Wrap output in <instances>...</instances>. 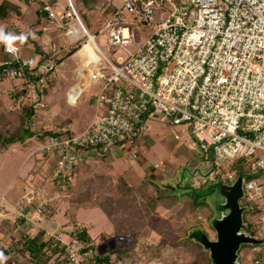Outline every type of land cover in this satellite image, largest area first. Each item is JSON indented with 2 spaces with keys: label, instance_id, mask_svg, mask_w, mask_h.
<instances>
[{
  "label": "built area",
  "instance_id": "2783aa9c",
  "mask_svg": "<svg viewBox=\"0 0 264 264\" xmlns=\"http://www.w3.org/2000/svg\"><path fill=\"white\" fill-rule=\"evenodd\" d=\"M67 1L70 10H58L54 0L43 1L42 9L59 36L79 31L68 27L70 20L77 19L80 32L86 36L81 49L90 45L89 51L79 54L89 72V82L83 83L85 71L79 67L78 82L67 92L68 103L76 105L88 85L102 80L104 85L84 130L71 135L58 128L51 130L39 148L40 152L55 156L52 177L59 188L66 190L74 183L78 165L92 148L109 150L120 145L133 161L138 154L129 150L126 142L135 139L137 143L147 130L148 121L188 123L195 149L212 164L208 172L198 169L200 174L195 177L199 181L218 183L223 174V183H234L238 175L233 168L240 160L245 161L241 169L244 174L260 173L256 179L245 180L240 203L263 210L258 218L257 237L263 238L264 0L102 1L95 5L99 14L105 16L100 31L106 33L107 42L114 49L127 55L117 62L85 27L73 1ZM138 23L151 30L146 41L133 49L134 26ZM13 46L16 51L9 53L3 44L6 57L0 65V81L19 82L11 89L13 95L19 90L28 96L34 94L30 106L36 112L43 110L47 104L41 98L49 89V82L59 79L65 67V61L57 57L58 43L42 45V55L55 56L44 61L40 56L24 57L21 44L14 42ZM38 191V187L33 188L24 197L19 217L24 216V205H34ZM35 212L39 221L45 220L44 203ZM1 217L0 214V220ZM45 237L53 247L63 249L72 264H89L95 256L88 243L72 236L67 240L65 232L47 229ZM142 246L138 245L137 252L146 256L149 253ZM252 263L264 264L260 260Z\"/></svg>",
  "mask_w": 264,
  "mask_h": 264
},
{
  "label": "rangeland",
  "instance_id": "374dc122",
  "mask_svg": "<svg viewBox=\"0 0 264 264\" xmlns=\"http://www.w3.org/2000/svg\"><path fill=\"white\" fill-rule=\"evenodd\" d=\"M34 1L37 2V0ZM38 1L43 4V1L46 0ZM54 1L57 2V8L60 11L71 9L67 0ZM72 1L83 24L95 35L97 43L105 53L115 62H117L119 57L126 59L127 55L125 52L121 49H114L107 42L106 33L100 31L102 25L98 24V21L101 14H99L100 12L95 8V5L106 0ZM46 23V26L51 25L48 21ZM69 23L68 27L70 29L79 31L68 36L66 33L60 36L57 34V37L54 35V39H52L58 43L59 53L57 57L61 61H66L67 66L65 68L62 67L61 77L42 96L41 99L47 104L45 111H41L42 116L29 119L33 131H37L36 129L41 127L42 123L45 126L47 125L48 129L52 127V131L62 128L68 123L77 128V130H83L80 128L89 124L94 115L96 96L104 85L103 80L85 87L76 105L68 104L66 94L70 88L77 84V75L80 68L85 71L83 72L85 74L83 83L89 82V72L82 66L84 63L80 55L75 57V54L86 43V36L80 32L82 28L77 19L70 20ZM5 26L9 27V24ZM51 26L54 27V25ZM150 30L142 23L134 26L133 49H136L146 41ZM52 31L53 33L58 32L56 28ZM10 33L17 35L14 29H11ZM23 34L27 35L26 33ZM15 43L21 44L19 41H15ZM72 49H76L75 52L71 53ZM26 53L27 51H25ZM3 60L4 55L0 51V64H2ZM111 72L110 70L107 75H110ZM73 76H76L74 85ZM32 99H35L34 94H32ZM30 112L31 109L27 105H24V108L23 105L18 108H5L0 102V131L3 132L8 129L10 132L22 135L28 123L27 116ZM147 126V130L140 136V141L142 142L140 147L132 148L127 145L129 150L136 151L138 154V158L133 161L127 158L129 157L128 155L126 157L123 146L120 145L114 146L109 150H104L101 147L92 148L89 152L90 156L84 159L93 162L92 164H87L90 169L89 175L86 176L87 173L85 174L84 172L85 176L80 179V190L76 193L73 191L75 194H69L71 195L68 198L69 202H73L71 208L61 205L52 220L58 224L59 228H62V219L64 217L65 219L67 218L66 212L74 209L75 211L72 212H75V219L78 222L83 221L95 226L91 230V235L94 239H97L94 246L100 253L108 249L117 250L121 244L132 246L138 240V245H143V251L148 248L153 251L146 256L139 255L140 260L137 261V264H147L148 262H153V264H209V252L203 246L202 240H198L199 243L195 239L189 240V235L191 231L200 227L209 238L216 236L215 230L211 226L214 225L215 219L219 216L221 204L224 201L218 185L226 182L225 176L221 174L218 183H203L195 177V173L191 174V170L194 172L196 166L200 167L204 172H208L211 170L212 164L195 149L196 146L194 145L190 124L175 125L173 123H161L156 120H150L147 122ZM24 138L22 140L27 139L26 136ZM22 140L20 139L17 143L19 145L14 151L9 150L7 153L3 152L0 155V198L4 195L5 189L10 183L17 185L20 175L25 170L26 162L31 158L32 152L36 148L35 143L29 144ZM45 155L52 157L49 154ZM84 162L82 161L79 166H84ZM49 166H52V163ZM145 170L151 171L149 178L144 181L145 183H149L151 180L155 182L164 181L166 183L164 189H178L174 193L176 197L167 193V198H178V201L173 204H170V200L164 203V206L150 216L146 225L132 229L133 232L128 234L126 238L121 239V237H117L112 233V224L104 211L110 210L109 199L115 194V189L121 185L118 177L115 178L114 176L117 171H135L138 175H142ZM198 174L196 176H199ZM128 181L127 184L129 186L137 188L139 184L138 189L144 187L139 180L135 184H133V180ZM192 195L197 197L198 200L204 199L208 203V210L196 208L198 200L193 204V199L190 198ZM262 203H264V198L261 200ZM80 206L83 207L79 208ZM253 208L254 206L251 207V210ZM210 211L212 212V217H209ZM249 215L250 211H248L247 217ZM258 230L259 223L258 220H255L249 232L255 237H260ZM205 234H202L200 239ZM120 241L121 243L118 246ZM198 244L204 247L203 249L208 253L197 247ZM156 252H158V255L153 257ZM157 256H160L159 258L164 262L158 261ZM239 257L241 264H253L252 262H255V260H260L264 263V245H243L239 251Z\"/></svg>",
  "mask_w": 264,
  "mask_h": 264
},
{
  "label": "crops",
  "instance_id": "0c3cea01",
  "mask_svg": "<svg viewBox=\"0 0 264 264\" xmlns=\"http://www.w3.org/2000/svg\"><path fill=\"white\" fill-rule=\"evenodd\" d=\"M3 1L5 0H0V4ZM7 1H11L12 3H14L19 7V10L21 11V16L11 14L5 21H0V27L4 28V32L6 34L10 33L11 29H14L15 33H17L18 36L23 33L27 34L28 38L25 41L27 42V45L23 47V52H22L24 57L32 56L35 45L38 47L39 51H41L42 45L49 44L50 41H53L52 39H54L53 38L54 35H56L57 37V33L55 32L53 33L52 31L55 30V28L54 27L51 28V26H46L48 15L42 9V4L38 0L37 2H35L34 0L33 1L7 0ZM7 24H9V27L5 26ZM0 51L3 52L5 59L6 54L3 50V43H0ZM25 51H27L26 54ZM66 66L67 63L65 61V67ZM18 83L19 82H12V81L0 82V102L5 108H10V107L18 108L20 107V105H23L24 108V105H27L28 107H30L32 111L33 107L30 106L31 105L30 103L33 101L32 95L28 96L26 92L25 94L21 95L20 94L21 90H19V92L16 93V95L15 94L13 95V93L11 92L12 87ZM41 111L44 112L45 110L43 109L37 112L34 110V115L32 116V118H38L42 116ZM87 126L88 124L84 125L80 129L84 130ZM30 128L34 133L31 134L33 136L28 135L26 136L27 139L22 141L29 144L35 143L36 148L32 152L33 154L31 153L32 154L31 158L28 160V162H26L27 164L24 166L25 170L20 175V180L17 183V185L10 183L6 187L4 195L0 198V214L2 215L0 220V251H2L4 255L7 257V260L4 261V264H72L67 259L64 250L53 247L50 240H48L45 236L43 239L44 241L47 242V246L44 249V252L45 255L47 256H41V255L38 256L37 252L35 253L31 252L30 250L31 248H27V242L29 241V239L35 238L40 231L45 232V230L47 229H51L56 232H65L68 235L67 240H69L72 236V234L70 233L73 232V230H75L78 225H80L83 228H88L89 229L88 232L91 236V240L93 241V243L97 241V239H94L91 235V230H93L95 226L93 224H87L83 221L78 222L77 219H75L76 218L75 212H72L75 211L74 209H71V211L66 212L67 218L65 219L64 217L62 219L63 221L62 228H59L58 224L52 220V218L57 213L61 205H65L71 208L73 202L72 203L69 202L70 200L68 198L71 196L69 194L71 193L73 194L74 192L76 193L80 190L81 188L80 179L83 178L86 173H87L86 176L89 175L88 173L90 172V169L89 167H87L88 166L87 164H92L93 162L89 160H85V162L83 163L84 166L78 165L76 179L74 183L71 184L66 190H61L59 188L57 181H54L52 177L54 166L56 163L55 156L52 155V157H50L39 151V148L43 144H45L48 136L51 134L52 127L48 129L47 125L45 126V124L42 123L41 127H38L36 129L37 131H33L31 124H30ZM58 129L70 135L82 131V130H77V128H75L73 125H70L69 123L65 124L62 128H58ZM46 134H48V136H46L47 138L44 137ZM139 141L140 139L137 141V143L135 142L133 146L132 145L130 146L140 147L142 145V142ZM18 145L19 144L17 143L13 144L9 148H7L4 152L7 153L9 150L14 151V149H16ZM85 156L87 159L90 156L89 152H86ZM50 163H52V166H49ZM48 166L50 167V170ZM150 173H151L150 170H145L142 175H138V173H136L135 171L132 172L117 171L114 177L115 178L122 177L127 182H129L128 180H133L132 181L133 184H135L136 181L139 180L140 184H143L144 181L147 178H149ZM139 186L140 185L138 184V187ZM36 187H38L39 189L38 194L35 196L36 202L32 207L24 205L23 208L24 216L19 217L18 215L19 206L22 200H24V197L29 192H31L33 188ZM40 203L45 204L46 215L44 221H39L38 220L39 216L35 212V208L39 206ZM81 207L83 206H80L79 208ZM73 222H77V223L74 224ZM113 231L114 230L112 225V233ZM120 243L121 241L118 243V246ZM93 251H94V255L100 254L103 256H111V257H114L116 253V250L114 249L112 250L108 249L107 251L100 253L98 252V249L95 246L93 248ZM149 251L148 253H150ZM156 255H158V252H156L153 257H155ZM159 257L157 256V260L160 259ZM159 261L162 263L164 262L161 259ZM93 262L94 260L92 259L89 264H93ZM125 264H128V262Z\"/></svg>",
  "mask_w": 264,
  "mask_h": 264
},
{
  "label": "trees",
  "instance_id": "16d2710c",
  "mask_svg": "<svg viewBox=\"0 0 264 264\" xmlns=\"http://www.w3.org/2000/svg\"><path fill=\"white\" fill-rule=\"evenodd\" d=\"M11 14H15L18 16H21V11L19 10V7L12 3L11 1H3L0 4V21H5ZM44 16V15H42ZM105 16H100V19L98 21V24L102 25L104 21ZM41 20V19H40ZM39 20V21H40ZM41 22V21H40ZM40 24V23H37ZM27 45V42L21 43V46L24 47ZM76 50V49H75ZM74 49H72V52H75ZM32 56L38 57L40 56V59L42 61L54 58L52 54H46L42 55L41 51H39L38 47L35 45L33 49ZM74 83H76V76H73ZM55 81L49 82V87L54 85ZM21 95L25 94V91L21 90ZM19 94V95H20ZM18 95V94H17ZM34 115V109L29 113L27 122L29 123L31 118ZM25 127L23 130L22 135L17 134L16 132H10L7 130L0 131V154L3 153L7 148H9L11 145L18 143L20 139L22 140L25 136L34 134L30 128V123ZM64 133V132H63ZM52 134V133H51ZM50 134V135H51ZM48 136L46 134L44 137ZM47 138V137H46ZM135 139H129L127 140V145H134ZM245 161H238L235 163V166L233 170L237 172L238 178H244L245 180H253L260 176V173H256L253 175L244 174L242 172V166ZM118 180H120V187L115 189V194L110 197V210L106 211L107 217L110 219L112 225H113V234L117 237L126 238L128 234L133 232L132 229L139 228L143 225L147 224V221L149 220L150 216L155 213L160 207L164 206V203L169 202L170 204L175 203L178 201V198H167V193H170L171 195H175L174 193L178 191L172 190V189H164V185L166 184L163 182H155V181H149V183H143V188L138 189V187H132L127 184V181L122 178L118 177ZM150 184V185H149ZM129 187H128V186ZM142 185V184H141ZM176 188V187H175ZM166 190V192H165ZM176 197V195L174 196ZM193 199V204L197 202V197H194L193 195L190 197ZM196 208L203 210L208 208V203L203 199H199ZM208 210V209H207ZM250 215L247 217V213L244 215V221L247 226V231L250 230V228L254 225L255 220H258L259 216L263 213V210L259 206H255L252 210L250 207ZM209 217H212V212L210 211ZM212 229H214V225L211 226ZM88 228H79L78 226L76 229L72 232V237L88 243L89 249L93 250L94 243L91 240V236L88 232ZM205 231L201 229L200 227H197L195 230L191 231L190 238L195 239L196 241L201 240L200 236ZM252 234V233H251ZM253 235V234H252ZM45 232L40 231L35 238L29 239L27 242V248H31V252H37V255L41 256H47L45 255L44 249L47 246V242L44 241ZM188 240V239H186ZM185 240V241H186ZM187 242V241H186ZM199 243V241H198ZM137 246H138V240L134 245H126L121 244L115 253L114 257L111 256H103L100 254H97L94 256L93 260L96 264H137V261L140 260V256L137 252ZM197 247L203 249L201 245H197ZM148 252V249H146ZM205 251V249H203ZM207 252V251H205ZM208 253V252H207ZM36 256V257H38ZM209 264H211L210 256L208 258ZM136 262V263H135Z\"/></svg>",
  "mask_w": 264,
  "mask_h": 264
},
{
  "label": "water",
  "instance_id": "95a60500",
  "mask_svg": "<svg viewBox=\"0 0 264 264\" xmlns=\"http://www.w3.org/2000/svg\"><path fill=\"white\" fill-rule=\"evenodd\" d=\"M244 183V178H238L232 184L218 185L224 201L214 221L216 239L212 240L206 234L201 239L212 264H241L239 251L243 245H264V237L258 239L247 231L244 215L250 208L240 203L244 197Z\"/></svg>",
  "mask_w": 264,
  "mask_h": 264
},
{
  "label": "clouds",
  "instance_id": "9594fccd",
  "mask_svg": "<svg viewBox=\"0 0 264 264\" xmlns=\"http://www.w3.org/2000/svg\"><path fill=\"white\" fill-rule=\"evenodd\" d=\"M27 35L21 34L19 36L12 33H5L3 27H0V43L5 45V50L9 53H14L16 51L14 45L15 41H20L24 43L27 40ZM7 260V257L2 251H0V264H4V261Z\"/></svg>",
  "mask_w": 264,
  "mask_h": 264
},
{
  "label": "bare ground",
  "instance_id": "6f19581e",
  "mask_svg": "<svg viewBox=\"0 0 264 264\" xmlns=\"http://www.w3.org/2000/svg\"><path fill=\"white\" fill-rule=\"evenodd\" d=\"M89 46H90V45H86L84 48H82L79 52H77V53L75 54V57H77L79 54H81V53L84 52L85 50L89 51ZM82 66H83L84 68H86V65H85V64H83ZM75 89L77 90V89H79V87H78V88L75 87Z\"/></svg>",
  "mask_w": 264,
  "mask_h": 264
},
{
  "label": "flooded vegetation",
  "instance_id": "af4514ba",
  "mask_svg": "<svg viewBox=\"0 0 264 264\" xmlns=\"http://www.w3.org/2000/svg\"><path fill=\"white\" fill-rule=\"evenodd\" d=\"M194 168H195V167H194ZM198 169H201V168L196 166L195 170L198 171ZM195 170H194V171H195ZM193 173H195V172H193V171L191 170V174H193ZM198 173L200 174V170L197 172V174H198ZM210 239L214 240V239H216V236H215L214 238H210Z\"/></svg>",
  "mask_w": 264,
  "mask_h": 264
}]
</instances>
